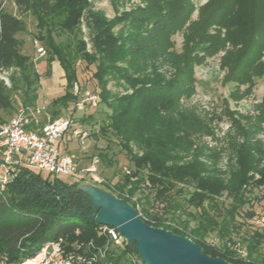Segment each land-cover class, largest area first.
I'll return each instance as SVG.
<instances>
[{
    "label": "trees",
    "instance_id": "trees-1",
    "mask_svg": "<svg viewBox=\"0 0 264 264\" xmlns=\"http://www.w3.org/2000/svg\"><path fill=\"white\" fill-rule=\"evenodd\" d=\"M117 1L109 0L114 10ZM141 1L144 5L122 17L108 19L88 11L85 25L91 50L87 51L79 18L83 9L91 8L92 0H12L18 10L34 17L37 41L48 60L58 59L67 88L75 84L77 64H95L86 84L98 94L106 120L98 128L99 136L91 133L105 142L97 166L99 160L108 168L113 165L109 154L113 140L127 162L121 179L107 190L130 204L147 225L189 238L207 256L231 264H264V226H253L251 209L259 200L255 190L264 192V166L256 167V154L240 130L243 140L235 145L230 164L220 168L219 152L201 145V136L209 134L210 127L193 119L179 103L193 92L194 65L226 44L232 48L234 62H225L229 51L221 59V67L228 71L224 79L239 86L258 75L254 70L264 67L260 62L264 0H208L195 21H190L194 11L190 0ZM212 26L224 29V34L210 35ZM236 26L244 27L241 39L229 31ZM24 27L0 0V125L6 122L1 113L13 109V96L23 109L37 101L39 75L33 61L21 53L24 43L18 37ZM180 31L182 45L177 52L171 37ZM57 33L66 35V40L56 42ZM165 66L170 73L162 71ZM110 82L127 93L110 94ZM75 100L67 91L51 105L68 108ZM98 106L87 110L95 113ZM91 114L86 113L87 119ZM256 118L264 119V104ZM83 120L74 121L83 128ZM67 136L61 147L70 153L72 139ZM7 174L8 179L0 181V256L6 264L32 257L46 242L58 238L63 239L65 253L80 252L75 247L81 242L96 246L108 242L105 258L96 264H143L134 243H111L99 231L102 225L85 214L92 211L79 184L43 175L22 162ZM104 181L101 184L106 186Z\"/></svg>",
    "mask_w": 264,
    "mask_h": 264
},
{
    "label": "rangeland",
    "instance_id": "rangeland-1",
    "mask_svg": "<svg viewBox=\"0 0 264 264\" xmlns=\"http://www.w3.org/2000/svg\"><path fill=\"white\" fill-rule=\"evenodd\" d=\"M190 1L194 5V11L191 15L190 21H195L198 17V9L208 0ZM2 5L5 11L18 17L25 24L24 30L18 35L24 43L21 48V53L28 56L29 59L33 61L35 69L39 75L36 105L29 108L31 112L28 111L27 113L28 126L33 129H39L50 120L68 115V108L72 107V102L69 103L68 108L53 106L51 103L56 99L62 98L67 91L73 95L74 83L70 89L67 88V80L64 70L56 57L48 60L46 53L42 56L37 53L36 48L41 45L36 38L38 36V28L34 17L30 13H23L18 10L12 0H2ZM91 5L90 9H83L80 12L79 18L87 51L91 50V43L85 25V17L88 11L98 12L110 19L115 16L122 17L124 13L144 4L141 0H118L116 3V10L112 8L109 0H92ZM243 29L244 27L236 26L235 28H230L229 31L234 37L241 39ZM117 31L118 27L115 28L114 32L116 33ZM217 32L218 34L220 32V35H223L225 30L214 26L208 29L210 35L217 34ZM57 34L56 42L66 40V35L60 33ZM69 38L72 39V36H69ZM35 40L37 41V44L34 43ZM171 40L173 41V48L179 52L182 45L181 31L175 33L171 37ZM231 49V46L226 44L223 50L212 55H206L199 64L194 65L193 76L195 82L193 92L190 96L180 99L179 103L182 110H186L187 113H190L193 119L198 118L203 126L210 127V133H205L201 136V145L207 147L208 150L219 152L220 160L218 165L220 168L225 169L227 165L230 164L228 158L234 156L233 149L235 148V145L240 144L243 140L242 134H240V130H242L245 132L244 139L249 142V148L252 149L253 155L254 153L256 154V167L261 169L264 166V119L261 118V120L260 118H256V114L260 111L262 104H264V67L261 68L259 66L255 69L254 74L256 73L258 75L251 76L249 81L245 84L236 86L235 84L230 83L224 79V77L228 75L227 69L222 68L220 64L224 55L228 51V54L231 53ZM260 56V62L264 64V49ZM225 58H227L225 60L226 63L228 61L234 62L232 61L233 57L231 54L229 57ZM243 62L244 59L241 63ZM94 70L95 64L93 63L76 65L75 83L80 86L81 90H89V85L86 84V80L91 77ZM162 71H167L166 73L168 74L171 72V69L165 66L162 68ZM243 72L244 70H241V73ZM246 74L248 75V70H246ZM1 76L6 77V73ZM107 89L110 90V94L116 93L117 97H122L127 93L122 89L117 88L113 82L108 84ZM73 97L76 98L74 95ZM11 101L13 109L9 112L1 113L4 121L10 120L20 109H23L21 108L17 96H13ZM37 107L40 108L39 112L36 111ZM87 109L77 110L72 115L74 120L84 119L82 121L84 123V125H82L83 128L80 127L87 135L84 145L80 146L79 143L73 139L68 143V149L70 150V153L75 156L79 169L85 168L94 158L98 160L97 156L99 152L103 151V148L105 147L103 139L97 140L91 134L96 132L98 136L100 135L97 131L100 124L103 121H106L104 118L105 114H103L105 108L103 105H100L95 113L92 111L90 112V110ZM106 112H108V110H106ZM86 113H92L91 116L89 115L91 117L90 119H87L88 116H86ZM65 136H67V134ZM67 137H69V135ZM110 147L111 153L109 154L114 161L113 165L108 168L102 165L99 160V166H97V174L106 180V186L105 184L102 185L95 183L90 175L81 172L67 177L59 176V179L66 182L77 183L79 184V188L86 189L88 187H94L111 193L106 187L110 188V185H113V183L121 179L123 171L127 169V162L125 153L122 148H119L117 142L113 140ZM8 169L9 167L0 163V181L8 179ZM42 174L47 175L44 171H42ZM254 194L259 200L255 201L251 208L252 211H254L253 226L262 227L264 226V192L259 189L255 190ZM91 211H93L92 206ZM118 236V245H122L123 241L127 242L122 239L119 234ZM211 243L218 244L215 238H211ZM84 245L83 242L77 244L75 251H80L84 248ZM239 251L240 255L244 257V249H240ZM138 258L140 263L145 264L140 261L139 256ZM6 263V258L0 256V264Z\"/></svg>",
    "mask_w": 264,
    "mask_h": 264
},
{
    "label": "built area",
    "instance_id": "built-area-1",
    "mask_svg": "<svg viewBox=\"0 0 264 264\" xmlns=\"http://www.w3.org/2000/svg\"><path fill=\"white\" fill-rule=\"evenodd\" d=\"M37 44V41H34ZM37 53L42 56L44 50L37 46ZM73 95L76 97L68 115L48 121L39 129L30 128L27 113L30 109H20L14 117L0 125V163L7 167L22 162L28 167L59 176H71L81 172L90 175L98 184L104 179L97 174L98 160L94 158L90 164L79 169L75 156L64 152L61 142L66 134L76 140L80 146L84 145L86 133L74 121L75 111L95 108L99 104V96L90 90H81L78 84L73 86ZM86 108V109H85ZM37 107L36 111L39 112ZM140 217V214L137 213ZM102 234H107L109 241L118 245L119 239L116 229L102 225L99 228ZM108 242L103 246H96L92 242L84 245L77 253H65L63 239L58 238L46 242L32 257H28L17 264H96L103 260L108 249ZM79 248V247H78Z\"/></svg>",
    "mask_w": 264,
    "mask_h": 264
},
{
    "label": "water",
    "instance_id": "water-1",
    "mask_svg": "<svg viewBox=\"0 0 264 264\" xmlns=\"http://www.w3.org/2000/svg\"><path fill=\"white\" fill-rule=\"evenodd\" d=\"M80 189L93 207L91 213L85 214L100 225L115 228L125 241L133 242L140 261L145 264H231L205 255L201 247L187 237L147 225L132 206L111 193L94 187Z\"/></svg>",
    "mask_w": 264,
    "mask_h": 264
}]
</instances>
